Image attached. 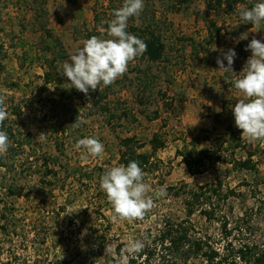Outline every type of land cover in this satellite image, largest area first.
Masks as SVG:
<instances>
[{"label":"rangeland","instance_id":"rangeland-1","mask_svg":"<svg viewBox=\"0 0 264 264\" xmlns=\"http://www.w3.org/2000/svg\"><path fill=\"white\" fill-rule=\"evenodd\" d=\"M243 1L233 12H210L205 0H144L143 11L129 19L127 31L133 34L132 27H140L142 22L152 25L167 47L165 60L153 65L138 57L123 77L107 87L90 90L86 96L74 87L68 88L70 81L60 74L62 63L84 40L94 35L109 38L108 22L124 0H0V92H6L8 112L6 128L2 129L3 125L0 130L12 133L8 151L0 155V227L4 205L13 204L11 221L20 219L27 237L14 235L13 244L17 253L29 257V264L41 255L82 264L85 250L101 235H107L106 253L117 264L129 255L125 251L129 241L139 239L144 243L147 231L160 229L165 217L185 218L180 199L156 197V190L165 188L167 193L169 187L199 188L217 181L223 183L224 191L236 193L217 204L221 215L227 217L231 236L223 238L221 224L207 222L199 213L192 218L197 232L210 237L219 249L230 244L236 250L247 241L264 240V221L257 211L264 198V141L241 139L244 147L236 150L226 143L227 127L235 125L232 108L241 97L233 82L242 77L251 56L246 46L252 38L264 42V22L258 29H248L249 23L239 15L241 8L250 9L264 0ZM41 8L47 11V19L41 18L39 23L33 18V9ZM46 20L48 30L60 39L66 53V58L51 68L59 84L45 85L42 80L48 61L60 54V48H53L52 40L45 37ZM208 20L227 27L226 34L222 32L214 43L209 41ZM244 33L247 39L240 40ZM46 46L53 52L45 50ZM228 49L237 53L233 72L219 69L216 63L218 56L223 59L220 50ZM223 62L227 66V61ZM98 93H106V97L94 104ZM76 119L83 121L78 128L72 125ZM156 133L166 147L155 157L159 170L144 177L153 190L148 195L154 207L142 220L113 221L112 206L100 188L103 173L98 169L106 171L119 165L120 139L135 137L145 145L141 152L150 153L149 142ZM85 137L100 140L104 145L102 157L82 158L84 150H77L75 143ZM201 152L213 158L221 153L224 159L208 164L204 174L191 176L183 159H196ZM249 153L254 155L258 171H234L232 159H246ZM45 157H59L58 178L51 175L42 179ZM3 162L5 167H1ZM67 164L87 173L96 171L93 182L80 185L73 178L65 182ZM9 186L23 189L24 196L6 197L5 188ZM246 211L249 216L243 222L240 219ZM40 222L44 225L39 226L41 238L37 242L33 231ZM53 227L59 233L52 234ZM61 233L62 241L57 245L54 239ZM43 235H47V242L42 241ZM4 241L0 234V252ZM80 248L82 257L77 253ZM86 263L96 264L91 257Z\"/></svg>","mask_w":264,"mask_h":264},{"label":"trees","instance_id":"trees-1","mask_svg":"<svg viewBox=\"0 0 264 264\" xmlns=\"http://www.w3.org/2000/svg\"><path fill=\"white\" fill-rule=\"evenodd\" d=\"M207 10L210 12H233L235 7L244 2L243 0H205ZM252 7V6H251ZM33 18L36 22L42 23L41 18L47 19V11L45 9H33ZM97 19V17H95ZM48 21L43 23V32L46 39L52 40L53 48H60V54L58 58H54L48 61L49 66H46V72L43 77V82L45 85L51 83L59 84L61 81L59 78H53L51 73V68H53L56 62L63 61L66 58V53L62 48V43L60 39L54 36L51 30L47 28ZM207 28L209 32V41L214 43L216 39L220 37V34L224 32L226 34V26H219L215 21L208 20ZM254 25L248 24L247 28L251 29ZM4 32V31H1ZM129 32V31H128ZM131 32L134 35L141 38L147 44V51L140 56L143 60L147 61L149 64H158L163 62L166 58L167 47L163 41L161 35L154 30L152 25H145L143 22L140 27H132ZM45 50L52 51L51 47L46 46ZM50 68V69H47ZM53 71V69H52ZM106 97V93H98L96 99H94V104H99ZM57 103L56 101H52ZM124 116H128L127 113H123ZM158 115H156L157 117ZM60 119V117H55ZM3 128H6V123H3ZM66 130H63L65 134ZM227 132L229 137L226 139V143L233 147L234 150L244 147L241 141V130H239L235 125L231 124L227 127ZM9 137H12L10 131L6 132ZM22 146V144H21ZM57 146V145H56ZM151 149L150 153H142L141 151L145 148V145L140 143L135 137H127L120 139V157L119 165H127L130 161H137L140 167L145 173L154 172L159 170V161L155 159L156 154L159 150L166 147V142L161 138L160 134L156 133L153 135L151 141L149 142ZM254 155L252 153L247 154L246 159H232L231 165L234 171H247V172H257V163L253 159ZM224 159L221 153L215 154L213 158L208 153H199L198 158L190 157L184 158L183 163L186 165L191 176L202 175L206 172L208 164L213 161L222 162ZM59 157H45L41 163L45 173H43L42 179L48 176H53L58 178L59 172L57 170V165L59 164ZM52 164V165H50ZM70 164V163H69ZM52 166V167H51ZM69 170L64 169L63 173L69 172L67 176L64 177V181H68L73 178L78 184H86V182H93L95 178V172H84L80 167L75 169L70 166ZM1 167H5V163H1ZM73 168V169H71ZM71 170V171H70ZM100 172L104 173L103 168L98 169ZM42 185H45V181H42ZM64 189H62L63 191ZM6 197L22 198L24 196L23 189L15 188L14 186H9L5 188ZM234 190L224 191L223 183L217 181L214 184L206 185L204 187L191 188L188 185H182L179 187H169L167 189V195L173 196L181 200L185 218L176 219L172 216L165 217L160 223V229L156 232L147 231V241L144 242V248L142 252L129 258L128 264H152L157 262V264H264V240L256 241L250 240L244 245L236 250H233L232 246L228 244L226 247L219 249L212 242L210 237L202 236L197 232L196 226L192 221L193 216L199 213L207 222H218L222 226V233L225 239L231 236V231L228 230L227 217L222 214V211L217 207V204L221 202H227L232 196H235ZM255 209H253L254 211ZM252 211V212H253ZM257 211L263 217L264 221V198L261 199ZM3 212V224L0 227V234L5 237V241L2 244V251L0 252V264H29L30 259L27 256L20 255L16 252L14 247V235L24 237L25 230L21 228V220L14 218L15 209L14 205L6 203L2 209ZM248 212L244 213L241 221L244 222L248 218ZM44 225L37 224L34 225V240L39 241L41 238L39 226ZM240 230H244L243 226L240 225ZM55 233H59V229L55 230L53 227L51 230ZM20 234V235H19ZM49 235V233H47ZM47 235H43L42 241L47 242ZM62 233L57 234V238L54 239L55 244H61ZM27 237L25 236V239ZM40 244V242H39ZM107 235H101L98 242L90 249L85 250V254L82 257L81 248L77 253L82 264H87L86 261L91 257L92 262L96 264H113L115 261L110 259V256L106 253ZM230 246V249L228 248ZM87 248V247H86ZM85 248V249H86ZM5 255V260L3 256ZM33 264H69L66 261L58 260L56 258H51L47 256H38Z\"/></svg>","mask_w":264,"mask_h":264},{"label":"clouds","instance_id":"clouds-1","mask_svg":"<svg viewBox=\"0 0 264 264\" xmlns=\"http://www.w3.org/2000/svg\"><path fill=\"white\" fill-rule=\"evenodd\" d=\"M143 8L144 0H124L123 6L114 11V18L108 22L106 31L109 38L102 39L94 35L84 40L75 53L69 56L70 62L63 61L60 74L70 81L68 88L74 87L87 96L90 90L95 91L101 85L107 87L123 77L129 64L147 51V44L127 31L129 19L138 17ZM239 15L245 24L250 23L258 29L264 22V2L255 3L250 9L241 8ZM239 39H247V33ZM245 50H251V56L241 71L242 77L233 82L241 97L232 112L235 126L241 130V139L249 142L264 141V42L252 38ZM220 51L223 59L218 56L216 60L219 69L233 72L237 53L234 49ZM6 99V92H0V127L8 118ZM81 123L83 121L76 119L72 125L78 128ZM9 146L7 133L0 130V155L5 154ZM75 148L84 150L83 159L100 158L104 153V145L97 137L78 139ZM145 175L137 161L113 166L103 173L100 188L112 206L113 221L142 220L154 207V200L148 195L153 190L144 182ZM166 195L165 188L155 191L156 197ZM143 248L141 240L129 241L125 249L129 255H124L117 264H128L130 255L139 254Z\"/></svg>","mask_w":264,"mask_h":264},{"label":"crops","instance_id":"crops-1","mask_svg":"<svg viewBox=\"0 0 264 264\" xmlns=\"http://www.w3.org/2000/svg\"><path fill=\"white\" fill-rule=\"evenodd\" d=\"M43 80V79H42Z\"/></svg>","mask_w":264,"mask_h":264}]
</instances>
